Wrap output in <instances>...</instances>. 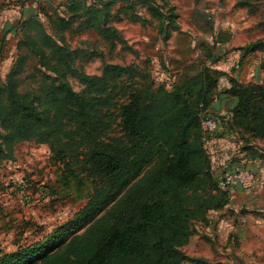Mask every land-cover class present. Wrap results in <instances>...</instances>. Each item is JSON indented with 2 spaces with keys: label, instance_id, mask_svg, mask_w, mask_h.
I'll use <instances>...</instances> for the list:
<instances>
[{
  "label": "trees",
  "instance_id": "1",
  "mask_svg": "<svg viewBox=\"0 0 264 264\" xmlns=\"http://www.w3.org/2000/svg\"><path fill=\"white\" fill-rule=\"evenodd\" d=\"M26 2L21 0V9ZM116 4L115 21L134 12L132 22L144 23L133 0H69L63 5L71 17L48 14L44 7L40 11L49 29L35 17L15 28L16 56L0 81V162L13 158L20 143L48 146L62 196L84 201L50 244L73 226L88 227L70 239L63 253L45 252L49 243L33 244L0 253V264H184L188 257L181 248L195 236L193 223H206L209 212L229 203V189H220L212 176L203 141L202 119L215 98L221 94L235 101L229 130L264 138V85L230 78L229 87L218 93L227 75L206 65L219 59L214 47L201 45L199 70L169 88L155 84L146 68L134 64L104 63L98 75L78 69L79 59L93 55L72 49L65 31L79 36L93 31L113 42L120 33L109 24ZM149 12L163 19L154 7ZM176 20L169 14L168 27ZM6 30L0 34V55L5 33L13 31ZM170 31L161 30L166 38ZM210 33L214 38L211 28ZM224 35L219 33L214 44L225 42ZM247 49L264 51V41ZM30 61L44 71L32 94L19 90ZM69 77L83 86L81 91L72 89ZM239 170L253 172L243 166L231 173ZM244 215V210L238 214Z\"/></svg>",
  "mask_w": 264,
  "mask_h": 264
},
{
  "label": "rangeland",
  "instance_id": "2",
  "mask_svg": "<svg viewBox=\"0 0 264 264\" xmlns=\"http://www.w3.org/2000/svg\"><path fill=\"white\" fill-rule=\"evenodd\" d=\"M133 3L137 18L144 20V23L132 22L134 12L122 13L121 21H115L113 18L120 5H114L110 9L112 20L109 24L120 33L113 42L99 39L93 31L81 36L76 35L72 29L65 31V42L72 49H81L93 55L88 60L79 59L76 62L78 69H83L87 74L98 75L104 63L134 64L146 68L155 84H163L169 88L183 76H192L199 70V62L202 61L199 47L203 44L207 48L214 47V38L219 33L225 34L224 40L227 42L222 46L217 45V51L221 62L224 61L227 67L229 63L243 60L247 55L251 67H262L264 51L248 52L247 47L256 41H264V0H133ZM20 4L21 0H0L1 35L5 29H18L16 21L19 20L17 13L21 9ZM63 4L64 2L56 0L45 1L44 8L48 14L56 12L69 17ZM150 7L162 14L163 19L158 20L152 16ZM169 14L177 15L174 27L167 25ZM39 19L49 29L45 17L41 16ZM165 27L171 28L168 38L161 32ZM17 40V32H10V35L6 32L4 35L0 55L1 82L12 67ZM91 49L92 53L89 52ZM35 65L34 61H30L25 74L20 77L19 90L22 93L32 94L40 86L44 71ZM206 65L215 69V62H206ZM68 81L74 91L78 92L83 88L74 78L69 77ZM219 84L220 81L218 86ZM51 157L48 146L23 142L16 146L13 158L0 162L1 254L13 252L18 247L33 244L42 246L47 243L45 252L63 253L70 239L82 235L87 229L88 226H73L50 244L55 232L73 221L84 205V201L62 196L61 187L56 183L58 167ZM10 162L15 164L14 168H8ZM211 172L217 179L215 171ZM41 189L46 191L43 198L39 195ZM242 210L245 214L246 210L240 209ZM192 226L195 237L189 245L181 248V252L188 257L184 264H201L196 263V259L207 262L220 260L216 258L214 248V244H219V241L205 240L206 235L201 225L193 223Z\"/></svg>",
  "mask_w": 264,
  "mask_h": 264
},
{
  "label": "crops",
  "instance_id": "3",
  "mask_svg": "<svg viewBox=\"0 0 264 264\" xmlns=\"http://www.w3.org/2000/svg\"><path fill=\"white\" fill-rule=\"evenodd\" d=\"M45 1L50 0H27L23 9L18 10L19 20L16 22L30 19V17L40 20L39 18L43 16L40 11L45 6ZM56 1L66 3L69 0ZM13 31L16 32L15 28ZM10 32L7 35H10ZM226 42L214 44L213 54L219 57L215 62V70L227 75L220 80L218 93L229 87L228 79L230 78L244 84L264 85V68L253 65L252 69V64L248 62V55L244 56L243 60L240 59L238 62L234 60L229 63V67L224 61L221 62L217 45L222 46ZM261 66H264V60ZM234 103L235 101L220 94L209 108L208 115L219 122L217 136L205 145L211 170L215 171L214 174L219 179L244 166L264 178V138L251 136L240 128L229 130L226 126ZM14 166V163L8 164V168H14ZM228 189L227 206L222 210L209 212L206 223H196L201 225L206 235L205 240L219 241V244H214V248L216 258L220 260L210 263L264 264V187L243 191L238 185L233 184ZM243 208L246 210V215L238 218L239 216L236 215ZM241 219L245 222H241Z\"/></svg>",
  "mask_w": 264,
  "mask_h": 264
},
{
  "label": "built area",
  "instance_id": "4",
  "mask_svg": "<svg viewBox=\"0 0 264 264\" xmlns=\"http://www.w3.org/2000/svg\"><path fill=\"white\" fill-rule=\"evenodd\" d=\"M201 126L203 141L206 145L212 139H208L209 136H212L213 133L217 131L219 124L213 117L205 115L202 119ZM233 184L238 185L243 191H252L264 187V178L248 170H239L234 173L225 174L218 179V187L220 189H228ZM45 192L44 189H41L39 194L40 197L42 196L43 198V195H46ZM241 222H245L244 219H241Z\"/></svg>",
  "mask_w": 264,
  "mask_h": 264
}]
</instances>
